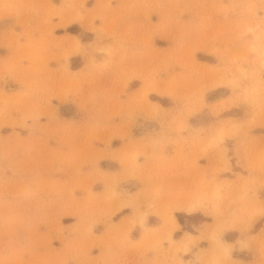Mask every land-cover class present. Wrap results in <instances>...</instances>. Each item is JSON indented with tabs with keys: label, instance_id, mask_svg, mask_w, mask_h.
Instances as JSON below:
<instances>
[{
	"label": "rangeland",
	"instance_id": "obj_1",
	"mask_svg": "<svg viewBox=\"0 0 264 264\" xmlns=\"http://www.w3.org/2000/svg\"><path fill=\"white\" fill-rule=\"evenodd\" d=\"M27 1L0 64V264L165 240L177 264H264V0Z\"/></svg>",
	"mask_w": 264,
	"mask_h": 264
},
{
	"label": "crops",
	"instance_id": "obj_2",
	"mask_svg": "<svg viewBox=\"0 0 264 264\" xmlns=\"http://www.w3.org/2000/svg\"><path fill=\"white\" fill-rule=\"evenodd\" d=\"M36 1L38 2V5H39V0H36ZM56 3H59V2L56 1ZM28 8H29V4L27 0H0V64L4 61L11 60L12 57L21 56L22 53H21V49L19 46H21L24 43V39L22 37H19L18 39L19 42L13 43L11 35L13 31L16 33H21L24 29L28 28L26 23L24 24L25 15H27L29 11ZM37 13L39 14V8L37 10ZM67 19H64L62 24H60L61 21L58 18L57 19L53 18L51 22L55 25L54 26L55 28H66L70 26L71 24H74V22H71V21L68 22ZM32 20H33L32 22H37L36 21L37 16L36 15L33 16ZM63 24L65 25L63 26ZM182 154L187 156L188 153H182ZM236 154L238 156L243 157L244 153H236ZM175 155L176 153H173V155H171L170 158L175 157ZM197 163H200V162L197 161ZM239 172L242 173L241 175H245V172H242L240 170ZM180 174L182 175L183 172H180ZM180 180H183V176L180 177ZM135 190L136 189H134L133 192H135ZM122 216L123 215H121V217ZM152 216L149 215L147 220H149V218H151ZM156 223L157 224H149L150 227H157V229L153 233H151L148 237L142 236L140 230L138 229V234L133 235V238H130L132 246H136V247L143 246L144 247L147 245V247L150 248L149 245H150V242H152V239L160 237L161 232H162L160 229V226L163 224V220H161L158 217ZM180 226L178 229H174L172 231L171 236L175 241H180L181 239H184V234L186 232H189V231L180 229ZM190 234H192V236L197 235V233H191V232ZM242 236H244V234ZM165 241L166 242L161 241L160 243H158L156 249L154 250L150 248L144 257L142 258L139 257L137 264H177V263H173L171 259V255H173V251L172 249H170L168 241L167 240ZM155 242L157 243V241ZM201 247L205 248V246H201ZM246 252L247 251H242V253H246ZM251 253L253 252L251 251ZM184 254L187 255V252L184 253V252L178 251L176 253V257L177 258L179 257L183 259L184 261V259H186L185 258L186 256L182 258L183 257L182 255ZM235 259L239 262V264H244L251 260L247 258H235Z\"/></svg>",
	"mask_w": 264,
	"mask_h": 264
},
{
	"label": "bare ground",
	"instance_id": "obj_3",
	"mask_svg": "<svg viewBox=\"0 0 264 264\" xmlns=\"http://www.w3.org/2000/svg\"><path fill=\"white\" fill-rule=\"evenodd\" d=\"M262 52L264 53V51L262 50ZM194 205L193 204H191V203H189V204H187V207H186V210L187 211H190V210H194ZM175 223H176V221H175Z\"/></svg>",
	"mask_w": 264,
	"mask_h": 264
}]
</instances>
